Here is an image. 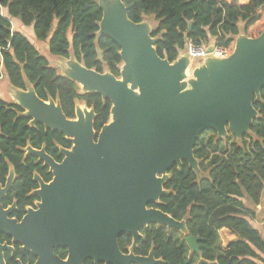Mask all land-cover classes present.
Returning <instances> with one entry per match:
<instances>
[{
	"label": "water",
	"instance_id": "1",
	"mask_svg": "<svg viewBox=\"0 0 264 264\" xmlns=\"http://www.w3.org/2000/svg\"><path fill=\"white\" fill-rule=\"evenodd\" d=\"M98 5L102 17L97 34L119 46L120 77L89 69L72 55L62 57L60 74L75 81L82 93L97 92L110 100L108 123L96 133L93 109L85 104L77 102L75 118L69 119L58 101L46 103L33 86L15 91L14 102L33 117L32 123L41 122L72 142L71 150H61V162L43 149L29 148L50 167L53 178L46 184L35 176L41 201L20 221L9 218V209L1 205L11 176L0 191V234L29 250L34 264H84L86 259L155 264L152 250L147 256L133 253L139 230L149 223L180 229L190 253L198 252V239L187 234L185 221L148 204L165 194L163 183L174 164L184 160L199 173L193 148L202 132L214 130L224 137L229 129L240 139L258 117L252 101L264 86V30L256 37L238 33L233 51L224 58L210 55V43L208 55L185 80L187 51L173 62L161 58L149 22L130 20L122 0H98ZM123 233L132 235L129 253L118 246ZM59 247L67 249L66 260L54 252ZM4 248L0 244V264Z\"/></svg>",
	"mask_w": 264,
	"mask_h": 264
},
{
	"label": "trees",
	"instance_id": "2",
	"mask_svg": "<svg viewBox=\"0 0 264 264\" xmlns=\"http://www.w3.org/2000/svg\"><path fill=\"white\" fill-rule=\"evenodd\" d=\"M122 1L133 22L146 17L156 22L151 36L156 39L157 54L169 62L189 42L194 46L214 43L229 55L240 26L248 36L264 14V0ZM101 17L98 0H0V76L17 89L33 85L38 98L57 100L69 119L75 118L76 103H84L93 109V129L99 132L110 119V100L97 92L80 93L75 81L59 74L28 37L12 27V20L31 26L34 37L47 42L51 55H72L89 69L118 77L122 63L119 46L110 37L97 34ZM262 30L264 26L251 37ZM252 103L258 117L248 133L237 139L230 131L225 137H217L214 130L202 132L193 148L199 173L184 160L180 166L174 164L163 183L165 194L148 204L185 221L187 234L198 239V252L190 253L180 229L149 223L139 230L135 255L147 256L152 250L155 264L264 263V215L261 231L251 224L256 216L252 206L264 202V86ZM30 120L20 106L0 97V184L5 183L11 168L14 173L2 205L14 202L10 217L16 219L38 199L32 192L39 186L34 175L44 183L52 179L48 167L29 148L43 149L61 161V150L72 147L59 131ZM221 229L230 231L234 238L223 244ZM132 241L131 234H120L119 249L129 253ZM0 244L10 245L11 238L1 234ZM13 248L4 249L5 264H33L31 253L22 251L18 244ZM55 253L61 259L67 257L65 248ZM84 264L103 263L87 259Z\"/></svg>",
	"mask_w": 264,
	"mask_h": 264
},
{
	"label": "rangeland",
	"instance_id": "3",
	"mask_svg": "<svg viewBox=\"0 0 264 264\" xmlns=\"http://www.w3.org/2000/svg\"><path fill=\"white\" fill-rule=\"evenodd\" d=\"M14 23L15 24L18 23L20 25L21 30L25 31V35L31 39L30 40L28 38L36 46V48L38 49L40 54H42V55L46 54V50L44 48L45 47L44 44H46V42L45 41H39L32 36L33 33H32V27L31 26H24L17 19H15V20L13 19L12 20L13 28H14ZM263 26H264V14H263L261 20L256 25H254L251 29H249L248 34H250V35H248V36L256 35L257 32H259L262 29ZM240 33H244V31L241 30ZM48 57H49V60L51 57L53 59H57L56 58L57 56H53L50 54H48ZM55 61L56 60H52L51 64L54 65ZM57 70H59V69H57ZM0 96L7 101H13L15 98V93H14L13 87L9 84L8 80L5 77L0 78ZM228 131H230V130L227 129V132ZM215 134L217 135L216 132H215ZM233 136L236 138L235 135H233ZM252 207L255 210L256 216H255V219H253V221H251V224L253 226L257 227V229H259L261 231L260 221L264 215V202H261L258 206H252ZM219 233H220V239H221L223 244H226L229 240L234 238V235L226 229H221L219 231ZM260 264H264V263H260Z\"/></svg>",
	"mask_w": 264,
	"mask_h": 264
},
{
	"label": "flooded vegetation",
	"instance_id": "4",
	"mask_svg": "<svg viewBox=\"0 0 264 264\" xmlns=\"http://www.w3.org/2000/svg\"><path fill=\"white\" fill-rule=\"evenodd\" d=\"M1 77V76H0ZM29 86V85H28ZM28 86L25 88V89H17V88H14L13 87V90H14V93H15V91H18V90H21V91H25V90H27L28 89ZM31 86H33V85H31ZM34 88V87H33ZM35 91V90H34ZM1 97V96H0ZM2 98V97H1ZM2 99H4V98H2ZM5 100V99H4ZM53 101H54V103L57 101V100H54V99H52ZM7 101V100H6ZM43 101H45V102H48L49 100H43ZM8 102H10V103H13V104H16L15 102H14V100L13 101H8ZM19 106V105H18ZM21 107V106H20ZM22 108V107H21ZM23 110H24V113L26 112V109H24V108H22ZM30 122L33 120V117H30ZM43 124V123H42ZM43 126H44V124H43ZM45 127V126H44ZM46 128V127H45ZM46 129H50V128H46ZM70 140V139H69ZM72 143V142H71ZM66 150H68V149H66ZM61 153H62V156H63V158H64V153L61 151ZM56 161V160H55ZM62 161V160H61ZM61 161H56V162H61ZM42 163L44 164V165H46L45 163H44V161L42 160ZM47 167H48V169H49V171L52 173V170L50 169V167L48 166V165H46ZM12 171V172H11ZM37 174H35L34 175V178H35V176H36ZM11 176V180H12V182H13V178H14V173H13V169L11 168L10 170H9V173H8V175H7V177H6V181H5V183L2 185V184H0V191H3L4 189H5V187H6V184H7V181H8V178ZM38 176V175H37ZM52 178H53V174H52ZM38 180V179H37ZM52 180V179H51ZM50 180V181H51ZM49 181V182H50ZM12 182H11V184H10V186H9V188L6 190V191H3L2 192V195H1V205H2V199H3V197H4V195L9 191V189H10V187H11V185H12ZM49 182H45L46 184L47 183H49ZM39 186H38V188H36L35 190H33L32 192L38 197V199L37 200H35L34 201V204L32 205V206H27L26 207V211H25V213L22 215V217L20 218V219H16V218H14V217H10V213L12 212V209H14V205H15V203L13 204H10V205H8L7 207H4L3 205H2V208H3V210H8L9 209V213H8V217L9 218H11V219H15L16 221H20L26 214H27V212H28V210L29 209H36V208H38L37 207V204L38 203H40V201H41V199H40V196L36 193V191H38V190H40L41 189V186H40V183L38 184ZM1 234H4V233H1ZM0 234V235H1ZM6 235V234H5ZM8 236V235H7ZM8 237H10V236H8ZM11 238V237H10ZM15 244H18L19 246H20V248H21V244L20 243H13V241H12V238H11V244L10 245H7V244H5V245H7V249H10L11 251H12V249H14L13 247H14V245ZM59 248H62V247H59ZM4 249H6V248H4ZM4 249L2 250V258H3V264H5V262H4V256H3V251H4ZM56 249H58V248H56ZM56 249H54V252H55V250ZM66 249V248H65ZM67 250V249H66ZM22 251H27V252H29V253H31L29 250H22ZM13 253H14V251H13ZM12 253V254H13ZM32 254V253H31ZM57 255V254H56ZM67 256H68V252H67ZM33 257L35 258V260H36V257L33 255ZM67 259V257L64 259V260H66ZM35 260H34V262H33V264L35 263ZM87 260V259H86ZM85 260V261H86ZM104 264V263H103Z\"/></svg>",
	"mask_w": 264,
	"mask_h": 264
},
{
	"label": "crops",
	"instance_id": "5",
	"mask_svg": "<svg viewBox=\"0 0 264 264\" xmlns=\"http://www.w3.org/2000/svg\"><path fill=\"white\" fill-rule=\"evenodd\" d=\"M227 1H230V0H227ZM247 0H237V2L238 3H244V2H246ZM147 21V22H149V24H150V26H151V32H152V30H153V28L155 27V24H156V22L151 18V17H146V18H144L142 21ZM13 27V26H12ZM14 29L15 30H19V31H21V32H23V34H25V31L24 30H21V27H20V25L17 23V24H15L14 23ZM241 30H243L242 29V25L240 26V32H241ZM239 32V33H240ZM33 37H34V35H32ZM29 38V37H28ZM35 38V37H34ZM30 39V38H29ZM31 40V39H30ZM46 42V41H45ZM35 46V45H34ZM44 48H45V50H46V54H44V56L49 60V57H48V54H50L49 53V51H48V46H47V42H46V44H44ZM36 47V46H35ZM38 50V49H37ZM186 51H187V46L182 50V51H180V53H179V55L178 56H181V55H183V54H185L186 53ZM40 53V52H39ZM51 55V54H50ZM54 56V55H53ZM228 55H225V56H223V57H217V58H224V57H227ZM206 57V56H205ZM205 57H202V58H195V59H192V58H188V60H189V62H188V66H187V68H186V70H185V75H186V78H185V80H188L189 78H191L192 77V72H193V69L197 66V65H199L203 60H204V58ZM57 59H53L52 57L50 58V60H49V62H50V64H51V62H52V60H56L55 61V64L53 65V66H57V68L56 69H59V70H57L58 71V73L60 74L61 73V68H60V65H62L63 64V59H62V57H60L59 58V56H57L56 57ZM69 58V57H68ZM122 60V59H121ZM195 63V64H194ZM123 64V61H122V63L120 64V68H121V65ZM52 65V64H51ZM105 72V71H104ZM1 77H5V76H1ZM0 77V78H1ZM120 77V75L117 77V78H119ZM6 78V77H5ZM78 85V84H77ZM78 87H79V92L80 93H82L81 92V88H80V86L78 85ZM46 103H48V102H46ZM83 104L84 103H82V102H79V105L80 106H83ZM88 110H89V108H88Z\"/></svg>",
	"mask_w": 264,
	"mask_h": 264
},
{
	"label": "built area",
	"instance_id": "6",
	"mask_svg": "<svg viewBox=\"0 0 264 264\" xmlns=\"http://www.w3.org/2000/svg\"><path fill=\"white\" fill-rule=\"evenodd\" d=\"M207 47L208 45L194 46L189 42L187 44V53L189 57L192 59L205 57L206 55H208V53L206 52ZM210 55H213L216 57H223L228 54H226L222 48L214 44V48L210 52Z\"/></svg>",
	"mask_w": 264,
	"mask_h": 264
}]
</instances>
